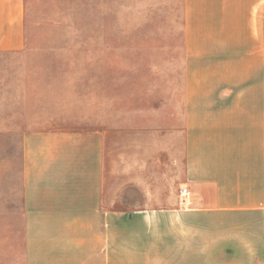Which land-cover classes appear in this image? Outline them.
<instances>
[{
	"label": "rangeland",
	"instance_id": "374dc122",
	"mask_svg": "<svg viewBox=\"0 0 264 264\" xmlns=\"http://www.w3.org/2000/svg\"><path fill=\"white\" fill-rule=\"evenodd\" d=\"M24 5L25 45L0 50V209L19 208L22 129L98 124L105 205L114 198L121 211L119 264H264V236L254 219L216 212L201 226L179 196L182 0ZM261 14L264 20V7ZM118 153L119 176L112 178L106 172Z\"/></svg>",
	"mask_w": 264,
	"mask_h": 264
},
{
	"label": "crops",
	"instance_id": "0c3cea01",
	"mask_svg": "<svg viewBox=\"0 0 264 264\" xmlns=\"http://www.w3.org/2000/svg\"><path fill=\"white\" fill-rule=\"evenodd\" d=\"M263 7L264 0H182L184 66L176 89L181 186L192 220L209 226L216 212H238L262 236ZM24 27V0H0V50L23 48ZM20 140L19 208L0 209V264H119L121 211L114 198L105 205L103 127L36 123ZM120 157L108 176L118 178Z\"/></svg>",
	"mask_w": 264,
	"mask_h": 264
},
{
	"label": "built area",
	"instance_id": "2783aa9c",
	"mask_svg": "<svg viewBox=\"0 0 264 264\" xmlns=\"http://www.w3.org/2000/svg\"><path fill=\"white\" fill-rule=\"evenodd\" d=\"M187 195H188L187 188L184 186H181L179 188V196H180L181 200H185L187 198Z\"/></svg>",
	"mask_w": 264,
	"mask_h": 264
}]
</instances>
